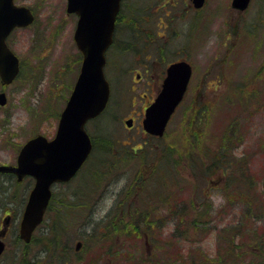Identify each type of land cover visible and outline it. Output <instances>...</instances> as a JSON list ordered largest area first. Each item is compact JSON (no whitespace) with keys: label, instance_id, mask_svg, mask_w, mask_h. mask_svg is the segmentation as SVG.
Returning a JSON list of instances; mask_svg holds the SVG:
<instances>
[{"label":"rangeland","instance_id":"1","mask_svg":"<svg viewBox=\"0 0 264 264\" xmlns=\"http://www.w3.org/2000/svg\"><path fill=\"white\" fill-rule=\"evenodd\" d=\"M123 1L121 13L127 21L120 22L115 42L106 52L104 73L110 87L109 100L103 112L85 124L86 130L100 141L69 184L53 186L57 197L54 206L61 205L58 199L63 196L69 200L74 198L73 189L79 186L83 190L97 177L95 173L103 176L101 183L97 177L95 189L90 182L88 193L77 200L81 210L72 212L70 219V245L75 250V243L80 241L77 251L83 257V264L92 259L100 264H112V259L117 264H168L175 252L180 249L185 253L189 248L213 257L218 248L216 235L202 233L197 235L199 239L178 242L182 239L171 235L176 221L169 220V211L171 206L181 210L183 201L192 196L198 200L206 197L212 203L211 224L220 227L233 222L241 202L223 204L226 199L219 189H225V181L216 171H195L213 161L212 155L221 144L230 145L229 157H246L245 173L240 179L252 178L249 195L254 198L259 195L261 199L264 192V61L259 62L262 56L264 59V0H250L247 9L241 12L231 7V0H206L198 11L191 8L188 0ZM15 2L30 6L35 21L15 29L8 39L22 68L12 83L3 87L0 84V90L6 94V103L0 105V164H14L19 147L34 134L53 137L59 113L81 63L73 40L76 15L65 12L66 0ZM178 58L187 59L193 66L191 87L171 117L166 135L152 138L141 127L143 108L159 88L165 66ZM247 81L256 84V95L244 87ZM259 97L260 102H253ZM241 104L244 105L238 107ZM248 104L246 110L244 106ZM129 117L135 120L127 128L124 120ZM234 119L244 124L235 134L228 132V122ZM219 130L225 133L222 142ZM106 133L112 140L109 146L101 140ZM162 153L170 158V171L167 156L162 158ZM105 157L111 162L107 163L111 165L109 169L102 167ZM32 182L30 178L15 182L6 176L0 183V202L10 203L13 210V226L5 240L0 264L21 262L15 232ZM229 187L227 183L226 188ZM165 190L175 191L170 193L172 205L168 197L160 199ZM111 213L114 218L108 221ZM88 218L90 221H86ZM250 224L254 225V221ZM135 225L138 231L143 226L148 230L151 225L159 243L145 242L143 233L136 235L131 231ZM256 225L260 232L264 219ZM46 227L43 222L35 230V236H39L36 240L47 235ZM108 245L119 250L118 258L103 254ZM29 247L30 253L40 257L38 264H43V258L47 260V256L40 255L42 250L35 242ZM148 254L149 259H145ZM157 256L159 259H154Z\"/></svg>","mask_w":264,"mask_h":264},{"label":"water","instance_id":"2","mask_svg":"<svg viewBox=\"0 0 264 264\" xmlns=\"http://www.w3.org/2000/svg\"><path fill=\"white\" fill-rule=\"evenodd\" d=\"M205 0H191L201 7ZM121 0H67L66 12L75 13L73 32L76 47L82 54L80 69L72 90L62 108L54 136L41 133L29 138L20 148L16 165H0V171L13 172L20 180L25 175L34 178L22 212L19 237L29 242L32 232L42 222L55 182L69 181L88 157L92 142L85 129L86 122L99 115L109 98V83L104 74L105 51L111 45L115 21ZM249 0H232L234 8L243 10ZM33 21V14L13 0H0V81L10 83L18 73L19 59L6 44L5 38L15 26ZM191 75L185 60L172 62L166 69L162 88L145 108L142 127L149 134L162 136L167 122L181 101ZM6 102L0 92V105ZM130 126L132 119L125 120ZM4 230L0 232V236ZM80 246L76 242L75 249ZM4 241L0 239V255Z\"/></svg>","mask_w":264,"mask_h":264},{"label":"trees","instance_id":"3","mask_svg":"<svg viewBox=\"0 0 264 264\" xmlns=\"http://www.w3.org/2000/svg\"><path fill=\"white\" fill-rule=\"evenodd\" d=\"M123 5H125V2L123 3ZM123 15L124 14L120 12L117 17V28L118 25H120V22H123L125 20L124 23H126L127 21V18H125V15ZM259 70L260 67L258 69V74ZM259 100L261 99L258 98L253 102H260ZM207 104H204L206 108ZM242 105L244 104L238 105V107ZM244 107L247 110L249 108V104ZM228 124V132H234V134L238 133V128L244 125L242 120L236 119L230 120ZM218 132H220L221 134L220 140L222 142L223 138L225 137V133L223 130H219ZM90 135L94 152L100 140L99 137H95L92 134ZM101 140L102 142H105L108 146L112 141L108 138L107 133L102 134ZM108 150L109 148L107 147L106 152ZM230 154V145L228 144L227 146H224L221 144L219 149H216L212 155L211 159H213V161L210 160V163L206 166V168L196 169L195 171H198L199 173L216 171L218 175L225 181V185L223 186V188L225 189H219L220 194L223 195L226 199V202H224L223 204H226L227 201L232 203L235 201L241 202L242 207L239 211H237V215L234 218L233 222L222 225L220 227H217V224H211L212 203L206 197L198 200L195 196H192L191 198H189L188 201H183L181 210L177 211L173 208V206H171L169 211V213H171V217L169 218V220L176 221L175 229L171 232V235H173L172 237L182 239L177 240L178 242H181L183 240L199 239L197 238V235L202 233V235L204 236L207 234L214 233L216 235V239L218 240V248L215 256L210 257L201 250L194 251L193 248H189L188 251L185 253L179 249L178 252H175L174 258L169 260L170 262L168 264H264V227L260 226L259 232L258 225H256L257 222H260V220L264 219V192L261 193V199L259 195L255 196V198L252 195H249V190H251V186L253 187V179H240L242 176L241 174L244 175L245 173L244 164L246 157H229ZM164 155L167 156V170H169L170 158L166 153H162V158ZM105 159V161L104 158L102 159V167L104 165V168L106 167L109 169L111 165L108 166L107 163L110 162V160L106 157ZM237 169L239 171L236 172L235 170ZM95 175H97L99 183L100 177L102 180L103 176L100 175L98 172L95 173ZM97 177L94 176L89 181V184L90 182L93 183V189L97 187ZM221 178H219V180H221ZM70 182L71 181L65 184L67 185ZM227 183L230 185L229 188L231 189L226 188ZM89 184L87 183L83 190H80L79 186L73 189L72 195H74V198H71V200L67 199L66 196H63L62 199L59 198L58 200L61 201V205L59 207L54 206L57 197L55 191H53L43 221L44 223L46 222L47 225V235H43L38 240H36L39 236L36 237V233H34L28 244L23 243L21 240H15L18 243L17 249L21 250V262L19 261V264H38L37 259H40V257L38 255H35V253H30L29 250V246L33 242H35L39 250H42L40 255H45L48 257L47 260H44V258L42 257L43 264H83L82 255L79 253V251L76 252L74 248L70 245L72 237L69 234L68 228L71 216H73L72 212L79 213L82 208L80 207L81 203L77 200L80 199V196H82L83 193H88L87 188L89 187ZM262 186H264V180L262 182ZM173 192L175 191H163L160 199H166L168 197L169 204L172 205L173 203L172 197H170V193ZM167 194L168 196H166ZM85 196L87 197L88 195L85 194ZM242 212L243 219L241 217ZM109 217L110 219H113L114 213L109 214ZM110 219L108 221H112V219ZM244 219H249V221L244 222ZM86 221H90V218H88ZM250 221H254V225L250 224ZM144 222L146 223V221ZM152 228L153 227L150 225L147 230L146 227L143 226L142 228L140 227L141 230L138 231V226L135 225L132 226L131 231L133 230L136 235L137 233H143L144 238L146 239L145 242L151 241L152 244H158L159 241L154 240V233L153 231H151ZM213 230H215V232H212ZM193 232L196 233V236L193 235ZM200 238L202 237L200 236ZM246 239H248V241H244ZM258 240L260 241L257 242ZM87 241L88 240H85V242ZM93 241L105 242V240ZM246 245H250L251 247H248ZM118 253L119 250L117 248L113 250L112 245H108L107 249L103 252V254H109L111 256L114 255L116 258H118ZM157 258L159 259V256L155 257L154 259ZM145 259H149V254ZM166 261H168L167 256ZM111 262L112 264H117V260L112 259ZM87 264L100 263L96 259H92Z\"/></svg>","mask_w":264,"mask_h":264},{"label":"flooded vegetation","instance_id":"4","mask_svg":"<svg viewBox=\"0 0 264 264\" xmlns=\"http://www.w3.org/2000/svg\"><path fill=\"white\" fill-rule=\"evenodd\" d=\"M14 3L16 4V2H15V0H14ZM17 5H22V4H17ZM30 9H31V7L30 6H28ZM31 10H33V9H31ZM15 29H17V27H14L13 29H12V31L10 32V34L7 36V38H6V42H7V44H8V39H9V36L11 35V33L15 30ZM164 73H165V71H164ZM164 73L162 74V79H161V83H162V80H163V78H164ZM201 80L202 81H204L205 80V77H201ZM161 83H160V85H159V88H157V90H156V93L158 92V90L160 89V86H161ZM257 83V82H256ZM258 84V83H257ZM256 86V84L254 85L253 83H250L249 81H247V82H245V84H244V87H246L249 91H251L252 92V94L253 95H256L257 93L254 91V87ZM190 87H191V83H189V85L187 86V88H186V92H185V95H184V98H185V96H186V94L189 92V89H190ZM207 89H208V87H207ZM201 91H203V90H201ZM262 89L259 91V94H262ZM209 93V92H208ZM143 95H145V94H143ZM156 95V94H155ZM154 95V96H155ZM203 95V94H202ZM154 96L152 97V99L154 98ZM197 96L199 97V93H197ZM197 97V98H198ZM259 98H261V97H259ZM208 101V100H207ZM149 104V103H148ZM181 104V103H180ZM180 104L178 105V106H180ZM257 112V111H256ZM132 118V120L134 121L135 120V118L134 117H131ZM141 120V119H140ZM140 149V148H139ZM6 176H8L9 178H12L13 180H15V182H21L22 180H24L25 178H30L31 179V181H33L34 182V179L32 178V177H29V176H25L22 180H20V181H17V179H16V177H15V175L13 174V173H11V172H0V183H2V182H4V178L6 177ZM30 190V189H29ZM29 192V191H28ZM27 195H28V193H27ZM3 202V201H2ZM2 202H0V208H2L1 209V211H0V214H1V221H0V229H2V227H3V225H2V221L4 220L6 223H7V229H6V232H5V235H4V237H3V240H6L7 239V237L9 236V234H10V231H11V226H13L12 225V220H13V210H12V207H11V204L10 203H2ZM24 203H25V201H24ZM22 207L24 208V204L22 205ZM23 208H22V210H23ZM159 227H162L161 225L159 226ZM153 233L154 234H156V230L155 231H153ZM156 239V236H154V240ZM161 240V239H160Z\"/></svg>","mask_w":264,"mask_h":264}]
</instances>
